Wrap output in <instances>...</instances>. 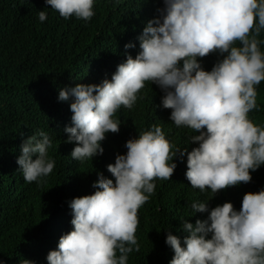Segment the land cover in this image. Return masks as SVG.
Here are the masks:
<instances>
[{
	"label": "clouds",
	"instance_id": "9594fccd",
	"mask_svg": "<svg viewBox=\"0 0 264 264\" xmlns=\"http://www.w3.org/2000/svg\"><path fill=\"white\" fill-rule=\"evenodd\" d=\"M95 3L46 0L63 17L85 21L95 15ZM156 11L138 36L140 51L127 53L111 78L59 88L58 99H71L72 123L65 126L69 135L64 139L77 142L70 154L77 160L102 154L106 133L120 129L115 113L122 105L134 106L146 81L162 89L160 105L171 108L170 120L194 131L183 146L158 123L128 138L127 151L107 164L115 180L98 171L96 190L69 200L73 227L60 236L47 260L127 264L128 254L141 247L138 208L157 182L172 177L174 157L186 153L190 184L201 192L210 189L211 195L190 203L193 214L206 211V217L195 222L180 217L186 235L181 238L169 228L166 243L174 249L169 264H264V187L247 191L239 208L227 200L209 210V200L220 189L250 181L252 170L264 164V124L249 116L261 107L257 85L264 80V0H164ZM47 16L45 8L38 11L40 21ZM133 46V41L125 44ZM210 52L221 57L208 69L202 59ZM192 141L198 143L189 150ZM52 144L44 128L22 140L18 170L27 181L43 183L52 172ZM20 264L36 261L25 258Z\"/></svg>",
	"mask_w": 264,
	"mask_h": 264
},
{
	"label": "trees",
	"instance_id": "16d2710c",
	"mask_svg": "<svg viewBox=\"0 0 264 264\" xmlns=\"http://www.w3.org/2000/svg\"><path fill=\"white\" fill-rule=\"evenodd\" d=\"M163 3L96 0L95 15L85 21L63 17L46 0H0V261L4 264H20L25 258L49 264L48 252L73 227L69 200L94 192L98 171L115 180L107 164L115 162L118 152L127 151L126 140L138 131L158 123L176 145L188 142L194 130L170 120L171 108L160 105L162 89L150 81L139 90L132 108L122 105L115 113L121 121L120 129L106 133L102 154L77 160L70 155L77 142L64 139L69 135L65 126L72 123L71 99H58L59 88L111 78L127 53L135 56L140 51L138 36ZM43 8L48 16L40 21L38 11ZM260 35L264 38V32ZM128 41L135 46L125 48ZM209 55L202 59L208 69L221 57L218 52ZM257 89L261 107L250 110L249 116L264 124V80ZM39 128L52 136L49 153L56 161L40 184L27 181L17 161L22 140ZM197 143H188V149ZM174 159L177 167L172 177L157 182L150 199L138 208L136 235L141 247L128 254L127 264H169L174 255V249L166 243L169 228L182 238L187 233L180 227V217L195 222L208 214H193L190 203L210 197L211 190L201 192L190 184L185 175L186 153ZM262 187L264 164L252 170L250 181L220 189L209 200V210L227 200L239 208L247 191Z\"/></svg>",
	"mask_w": 264,
	"mask_h": 264
}]
</instances>
